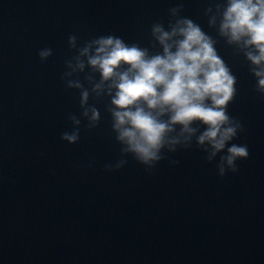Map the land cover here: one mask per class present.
Instances as JSON below:
<instances>
[{
  "label": "water",
  "instance_id": "obj_1",
  "mask_svg": "<svg viewBox=\"0 0 264 264\" xmlns=\"http://www.w3.org/2000/svg\"><path fill=\"white\" fill-rule=\"evenodd\" d=\"M214 3L0 0V264H264V96L223 40L217 50L238 81L228 112L244 128L233 142L250 152L237 173L220 177L219 156L208 163L195 145L152 172L130 156L105 170L120 146L104 101L97 128L82 119L76 144L60 139L81 112L79 91L61 78L70 35L147 46L151 24L167 25L183 4L180 15L216 38L205 16ZM45 47L53 55L41 62Z\"/></svg>",
  "mask_w": 264,
  "mask_h": 264
},
{
  "label": "clouds",
  "instance_id": "obj_2",
  "mask_svg": "<svg viewBox=\"0 0 264 264\" xmlns=\"http://www.w3.org/2000/svg\"><path fill=\"white\" fill-rule=\"evenodd\" d=\"M182 9L178 4L169 10L167 25L151 24L147 46L115 34L83 43L76 35L68 37L72 55L65 60L61 78L68 89L79 91L81 112L79 117L69 114L73 128L60 139L76 144L82 119L87 129L97 128L102 117L95 105L104 101L120 146V157L105 165L107 171L123 168L129 156L147 172L165 160L177 165L169 154L195 145L208 163L219 156L216 168L224 177L237 173V161L250 156L247 144L233 142L244 131L228 112L238 81L217 44L223 40L244 58L256 80L255 91L264 96V0H215L205 16L216 38L180 15ZM52 55L48 47L38 52L41 62Z\"/></svg>",
  "mask_w": 264,
  "mask_h": 264
}]
</instances>
